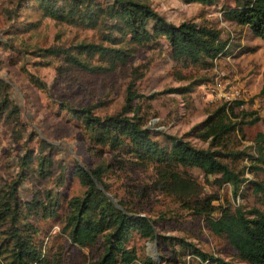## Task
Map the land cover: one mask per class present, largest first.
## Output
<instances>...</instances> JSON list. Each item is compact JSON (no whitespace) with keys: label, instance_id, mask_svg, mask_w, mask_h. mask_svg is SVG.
I'll return each mask as SVG.
<instances>
[{"label":"rangeland","instance_id":"1","mask_svg":"<svg viewBox=\"0 0 264 264\" xmlns=\"http://www.w3.org/2000/svg\"><path fill=\"white\" fill-rule=\"evenodd\" d=\"M147 1L173 23L193 19L216 28L219 36L227 40L226 52L212 59L209 65L183 64L170 58L168 47L160 38L157 43L137 46L124 65L96 73L73 66L60 56L42 57L33 55L32 51L48 45L98 41L97 29L43 16L34 2L18 8L16 16L12 12L8 14L2 12L5 0H0V77L7 83L10 102L18 109L10 125L0 123V181L7 182L16 176L18 160L24 150L40 149V140L51 145L57 169H52L44 178L30 173L19 181L16 192L20 200L30 198L33 192L42 200L46 191L57 194L60 204L55 216L35 214L28 220L37 228L35 236L40 239L45 255L49 257L60 251L61 264H87L91 258L88 248L69 244L60 227L67 212L66 199L79 195L84 188L72 172L73 163L88 168L100 161L109 162L103 174L107 195L113 201H121L127 209L139 210L154 219L156 233L180 236L203 251L235 264H246L235 255L223 235L209 230L204 214L183 208L172 196L153 185L150 162L138 161L122 152L111 157L105 147L92 148L83 128L67 117L64 105L75 108L88 105L100 116L121 110L126 85L131 82L138 96L132 99L126 114L136 110L143 126L176 136L188 131L186 139L196 146H206V141L193 136L190 129L219 104L207 94V85L217 75L227 79L240 94L236 99L241 102L233 108L237 116H231V120H244L241 132L230 133V141L223 151L257 154L255 137L258 132L264 133V40L223 16L222 8L233 0H216L211 4ZM91 62L96 60L91 58ZM23 69L37 75L45 88L40 89L28 81ZM42 148L40 151L48 150L45 145ZM261 148L264 156V139ZM221 160L243 171L244 180L235 196L231 194L229 183L216 186L207 182L197 167L187 170L202 191L217 194L214 203L242 208L258 205L248 183L249 179L262 177V171L250 170L248 164L253 161L243 153L235 157L224 155ZM211 214L216 215L217 209ZM154 240L133 235L128 245H133L140 256L157 257L160 263L198 264L187 250L184 255L176 253L177 244L165 241L158 247Z\"/></svg>","mask_w":264,"mask_h":264},{"label":"trees","instance_id":"2","mask_svg":"<svg viewBox=\"0 0 264 264\" xmlns=\"http://www.w3.org/2000/svg\"><path fill=\"white\" fill-rule=\"evenodd\" d=\"M181 1L211 4L216 0ZM5 2L2 12L8 14L12 12L16 16L18 8L34 2L43 16L97 29L98 41H78L69 46L48 45L32 51L33 55L42 57L60 56L73 66L96 73L124 65L137 46L157 43L160 38L166 43L170 58L183 64L209 65L215 55L225 53L227 48V40L219 36L216 28L193 19L177 23L168 21L147 0ZM222 14L264 40V0H233L232 4L224 5ZM91 58L96 62H91ZM23 71L28 81L40 89L45 88V83L37 75ZM136 96L138 93L128 82L123 105L117 112L100 116L93 113L88 105L77 108L64 105V108L67 109V117L83 128L92 148L99 150L105 147L111 157L122 152L138 161L150 162L152 183L159 191L172 196L192 213L204 214L209 230L223 235L239 260L246 264H264V156L261 148L264 133L256 134L255 156L235 150L223 151L230 141V133L241 132L244 120H231V116H237L233 108L241 100L219 103L191 127L193 136L206 141V146H196L184 137L190 134L188 131L179 136L167 134L143 126L136 110L126 114ZM17 110L16 104L11 103L8 97L6 81L0 77V123L10 125ZM40 141L39 148L45 145L48 150H24L18 160L16 176L7 182L0 181V264H52L53 261V264H61L60 251L49 257L45 255L40 239L35 236L37 228L28 220L35 214L55 216L60 204L57 194L46 191L42 200L38 193L33 192L30 198L20 200L16 192L19 181L30 173L44 178L51 174L52 169H57L51 145ZM240 153L253 161V164H248L250 170L259 169L263 173L262 177L249 179L248 183L258 205L242 208L214 203L217 194L202 191L187 168L197 167L204 179L216 186L229 183L231 194L235 196L244 180L243 171L230 167L221 160V156L230 154L235 157ZM108 165V161H100L86 168L74 162L72 167L73 174L84 188L79 195L66 199L67 212L60 229L69 244L88 248L91 258L87 264H132L136 260L139 264H167L148 254L140 256L133 245H128L133 235L155 239L158 247L165 241L177 244L174 248L176 253L184 255L187 250L196 257L198 264H235L199 249L180 236L156 233L154 219L139 210L127 209L119 200L113 201L106 193L107 184L103 180ZM215 209L217 214L212 215ZM155 255L160 257V254Z\"/></svg>","mask_w":264,"mask_h":264},{"label":"built area","instance_id":"3","mask_svg":"<svg viewBox=\"0 0 264 264\" xmlns=\"http://www.w3.org/2000/svg\"><path fill=\"white\" fill-rule=\"evenodd\" d=\"M218 56L219 54L215 55L212 59L215 60ZM207 94L210 96V99L219 101V103L225 102L226 104L240 95L239 91L227 79L217 75L207 85Z\"/></svg>","mask_w":264,"mask_h":264}]
</instances>
